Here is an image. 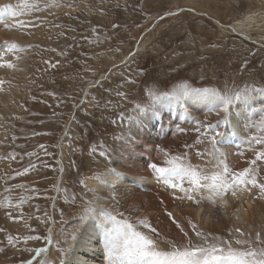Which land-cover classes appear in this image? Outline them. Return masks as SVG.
I'll return each mask as SVG.
<instances>
[{"label": "rangeland", "instance_id": "rangeland-1", "mask_svg": "<svg viewBox=\"0 0 264 264\" xmlns=\"http://www.w3.org/2000/svg\"><path fill=\"white\" fill-rule=\"evenodd\" d=\"M6 3L20 14L0 20L5 34L0 58L14 65L0 67V264H26L38 247L50 249L32 264L40 259L63 264L75 241L65 243L62 237L78 225L88 231L82 227L88 221L96 224L93 217L83 224L80 220L96 195L86 177L101 180L107 169L131 171L125 160L135 153L131 125L140 119L135 108L156 107L150 100L153 91L167 92L186 82L201 89L248 86L253 89L249 97L264 96V0H0V5ZM29 3L40 10L25 8ZM250 15L258 20L247 23L249 35L234 30V22ZM5 41L17 48H6ZM257 108L261 114L249 136L262 135L264 103ZM208 119L215 123L221 117ZM194 127L184 124L186 131L171 137L182 141L178 149L159 139L158 130L153 135L170 156L194 166L192 157L203 154L201 142L207 154L212 151V133ZM122 141L130 149L117 143ZM251 155L237 156L235 171L247 167ZM162 157L160 150L159 166L167 167ZM259 168L264 181V163ZM120 206L112 207L117 218ZM125 218L132 220L128 214ZM193 224L209 242L231 239V226L217 232ZM49 228L52 243L43 239ZM240 229L253 240L257 232L264 238V222ZM26 235L41 239H20ZM60 248L67 252L61 254Z\"/></svg>", "mask_w": 264, "mask_h": 264}, {"label": "bare ground", "instance_id": "bare-ground-1", "mask_svg": "<svg viewBox=\"0 0 264 264\" xmlns=\"http://www.w3.org/2000/svg\"><path fill=\"white\" fill-rule=\"evenodd\" d=\"M5 17L0 16V20ZM254 19L258 20L250 15L246 20L234 22L232 27L236 31H241L242 35L247 36L249 35L247 23L253 22ZM4 35L3 32H0V40L4 38ZM260 103H264V96L255 93L249 97L247 102H237L231 107L229 119L232 121L236 135H231L232 129L226 125L221 124L220 126L221 131H224L226 135L218 138L217 147L226 154L229 166L234 171L236 169L234 160L238 159L237 156L241 157L242 155L243 157L248 153L253 154L246 138L249 137V132L253 129L254 123L257 122L258 115L261 114L257 108ZM155 106L151 107L152 109L150 108L149 111L143 112L146 116L144 119H141L143 113L138 110V107L135 108V114L140 118L131 125L132 133L137 139L131 141L135 153L129 155L125 160L130 163L131 171L113 173L108 172L111 169H107V174L101 180H97L93 176L86 177V186L96 193L93 196L96 201L94 204L96 205V214L91 216L96 219V224L88 221V224L82 225V227H87L88 231H81V236L78 233L77 239L72 243L63 264H109L103 249L105 246L104 231L99 224L98 216L100 207L104 205H109L107 208L110 210L113 209V206L121 205L115 210L116 213L123 214L122 217L119 215L118 219L125 218V215L128 214L134 226L145 232H148L149 229H144L138 221L147 218L151 226L157 229L160 237L173 239L178 243H185L187 238L177 227V224L168 217V212L173 214L180 227L188 233L192 240L199 238L195 236L192 227L189 225V220L192 223H197L200 230L202 228L206 231L219 232L231 226L229 229L231 238L234 237L237 227L251 230L253 224L259 226L264 222V193H261L258 188L249 187L248 190L238 191L236 197H233L229 191L224 197L227 204L221 206L220 200L215 199L212 195L211 180L202 181V187L192 194L191 200L179 189H171L162 182H157L155 174L148 167L151 163L159 165L161 146L156 144L158 139L153 135L154 130H158L159 139L168 142V145L173 143L175 149H178L182 141L171 140V137L181 133L180 128L189 123V116L203 118L207 109L202 103L192 99L185 102L183 109L177 104L169 102H159ZM157 107L158 113L154 111ZM117 143L125 149H130L129 143L124 141ZM206 148V144L201 142L200 149L203 154L200 157L194 155L192 163L195 167L206 169L211 175L213 169L208 165V160L211 157L206 153ZM251 157L253 159L252 155ZM102 159L106 161L105 158ZM160 160L165 161V158L162 157ZM247 160L245 161L247 162ZM116 163L120 164L119 162ZM89 167L92 168L91 165ZM185 187H188L187 181H185ZM109 189L115 194V197ZM256 193H259L257 198H255ZM92 230L97 232L95 236L90 234ZM79 236L81 239H78ZM153 236L155 238L156 234Z\"/></svg>", "mask_w": 264, "mask_h": 264}, {"label": "snow or ice", "instance_id": "snow-or-ice-1", "mask_svg": "<svg viewBox=\"0 0 264 264\" xmlns=\"http://www.w3.org/2000/svg\"><path fill=\"white\" fill-rule=\"evenodd\" d=\"M53 4H55V0H53ZM48 6L49 4L45 3V7ZM67 6L71 7L72 5L69 4ZM24 7L32 11L40 10L38 4L29 3L25 4ZM19 14L13 10V5L11 4L0 5V16L15 17ZM65 14L67 15L68 13ZM16 23L22 24L19 20ZM4 26L6 28L10 27L8 24ZM4 43L5 47L10 50L17 48V44L15 43L9 44L7 41ZM5 66L8 68L14 67L10 61H3L0 58V67ZM3 83L4 81L0 80V84ZM252 90L248 86L244 88L201 89L190 87L185 82L167 92L153 91L150 93V100L153 103H175L181 109H183L185 102L189 99L202 103L207 109L203 118L189 116L188 122L195 126L193 130L198 133L201 130L212 133L209 138L212 151L208 153L211 157L208 160V165L213 169L211 175L207 173L206 169L185 165L182 157L170 156L167 151L161 149L168 166H159L157 163L148 165L155 174L157 182H162L171 189H179L191 200L192 194L202 187V181L211 180L213 187L212 195L215 199L220 200L221 206L227 204V200L224 197L229 191L233 197L238 195V191L248 190L249 187L258 188L261 193H264V181L259 178L262 171L259 168V164L264 163V128H261L262 135H253L246 138L254 158L247 161L248 166L241 170H232L226 154L217 147L219 143L218 138L226 135V133L224 131H216V129L220 128L221 124H223L232 129L231 135L237 134L232 121L229 119L230 109L237 102H247ZM118 95L122 96L124 93H118ZM137 107L140 112L147 110L139 105ZM212 114L221 117V119L215 123L211 122L208 117ZM181 118L183 119L184 117ZM261 123L264 124V121H261ZM184 131L186 129L180 128V132ZM184 147L190 146L185 145ZM100 155L103 156L105 153L100 152ZM27 171L28 169L26 168L24 172ZM110 171L115 172L114 169ZM22 174L21 172L15 173L17 176ZM185 181H187L188 187H185ZM83 183L84 181L81 180V184ZM89 191H92V189H89ZM74 200L75 197H73V202ZM95 203L96 201L93 200L85 205L80 214L82 224L89 217L96 214V210L92 206ZM118 215L123 216L122 213ZM167 215L177 224V227L180 228V231L187 238L185 243H178L173 239L160 237L157 229L151 226L147 218L138 221L144 229H149L148 232H145L135 227L127 218L118 219L117 215L113 214V210L100 207L98 213L99 224L103 227L105 252L109 264H264V238H262L261 233L257 232L253 240L250 234L244 233L237 227L235 232L240 238L233 237L222 240L216 237L212 242H209L207 237L201 231L196 230V225L189 220V225L192 227L195 236L200 240V242H194L188 236V233L180 227L173 214L168 212ZM17 219H20V217H17ZM80 231L81 228L78 225L71 233L62 237V239H64L65 243H68L69 238L75 241ZM60 232H63V228L60 229ZM153 234H156L155 238ZM7 239L8 243L12 244L13 238L8 237ZM20 239L26 242L28 240H39L41 237L26 235L20 237ZM43 239L48 243L53 242L51 228L48 229V235ZM162 244L164 247L161 246ZM46 251H48L47 247L36 248L32 260L40 257L41 253H45ZM58 251L64 254L67 252V249L60 248ZM32 260L27 261L26 264H32ZM38 264H50V262L46 259H40Z\"/></svg>", "mask_w": 264, "mask_h": 264}]
</instances>
